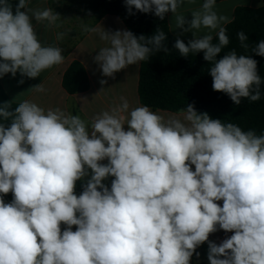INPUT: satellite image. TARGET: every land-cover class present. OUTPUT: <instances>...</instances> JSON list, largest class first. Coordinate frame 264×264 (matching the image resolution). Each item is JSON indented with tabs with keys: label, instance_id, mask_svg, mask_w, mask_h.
<instances>
[{
	"label": "clouds",
	"instance_id": "9594fccd",
	"mask_svg": "<svg viewBox=\"0 0 264 264\" xmlns=\"http://www.w3.org/2000/svg\"><path fill=\"white\" fill-rule=\"evenodd\" d=\"M184 3L125 0L129 14L135 8L163 20L171 12L176 29L193 33L187 44L177 37L174 48L184 57L204 53L213 63L214 91L236 105L242 98L260 100L255 59L235 50L217 59L229 44L222 25L231 18L214 10L216 0H204L189 21L177 14ZM28 4L18 0L13 11L10 0H0V77L19 71L36 78L64 62L61 47L42 45L32 23L34 18L54 25L60 15ZM201 28L209 32L197 37ZM84 30L109 42L94 57L105 77L153 52H169L159 29L150 37ZM237 36L247 48L244 32ZM252 51L264 56V40ZM122 100L90 126L59 108L45 112L23 101L10 111L8 103L0 104V117L11 118L0 122V264H190L205 242L210 264H264V134L212 119L192 104L181 120L165 119L147 106L129 111ZM89 169L92 175L77 195L76 183ZM110 176L109 188L103 181ZM218 230L233 234L220 244L209 241Z\"/></svg>",
	"mask_w": 264,
	"mask_h": 264
},
{
	"label": "crops",
	"instance_id": "0c3cea01",
	"mask_svg": "<svg viewBox=\"0 0 264 264\" xmlns=\"http://www.w3.org/2000/svg\"><path fill=\"white\" fill-rule=\"evenodd\" d=\"M203 2L204 0H185V3L178 9L177 14L184 15L186 20L190 21L192 18L191 12L198 10ZM262 5L263 0H222L216 2L214 10L219 15H226L233 20L235 10L238 7L258 8ZM28 7L41 10L51 8L60 15L61 18L54 25H50L46 20L36 22L34 18L32 23L42 45L61 47L64 62L41 72L40 76L36 78L23 76L19 71L15 76L8 73L0 77V82L12 101L18 104L23 101H30L43 108L45 112L49 109L59 108L65 114L79 116L89 126L94 118L103 112L108 111L111 113L114 109H119L123 103L122 98L128 101L129 111L135 107L143 106L138 95L141 62L115 73L114 78L103 76L94 57L98 54L100 48L109 46V42L101 40L98 32L84 30L85 26L100 30L104 28L108 32L128 30L117 16L102 15L100 10L91 6L89 0H29ZM168 23L175 37L187 42L194 39L192 32H182L181 29H176L175 16L171 12L168 13ZM226 25L222 26L225 27ZM216 31L211 33L213 38L216 36ZM208 32V29L201 28L195 30V35L200 37L208 34ZM61 33L64 35L61 39H58ZM73 61H79L84 65L90 80V89L84 93L69 95L63 88L62 83L64 74ZM101 80H105L106 83L101 84ZM21 81L23 82L21 83ZM38 85L43 91L35 89ZM153 112L160 114L165 119L170 117L184 119L182 112L173 113L160 110ZM122 114L127 115V113ZM124 129L126 131L128 129L126 124ZM89 132H91L90 128ZM107 162V159L101 161L104 164ZM110 178L111 176L106 179L105 185ZM82 180L85 181L83 178ZM4 200L6 203L10 202L12 194L5 197ZM217 203L222 206L223 201ZM63 227L62 225V229ZM73 231H75V226H73ZM232 234L231 232L225 233L223 230H218L209 235V241L220 244ZM196 252L199 253V257L197 258L194 254L190 264H203L204 260L206 264H210L207 258L208 242L200 245Z\"/></svg>",
	"mask_w": 264,
	"mask_h": 264
},
{
	"label": "trees",
	"instance_id": "16d2710c",
	"mask_svg": "<svg viewBox=\"0 0 264 264\" xmlns=\"http://www.w3.org/2000/svg\"><path fill=\"white\" fill-rule=\"evenodd\" d=\"M93 8L100 10L102 15H115L135 36H152L157 29L166 34L164 46L169 50L153 52L145 61H141L138 95L140 103L153 111H168L180 113L186 111L187 104H192L198 113H207L212 119H219L222 123H232L243 131H254L257 135L264 134V56L253 53L260 40H264V0L258 8L238 7L231 23L225 26L229 44L222 48L217 59L235 50L238 55H250L257 61L258 74L261 76V98L250 101L242 98L239 105L234 104L228 95L214 91L212 77L209 74L212 62L204 60V53L190 52L187 57L181 56L174 48L175 37L168 23V13L163 20L155 16L154 12L141 13L132 9L129 14L125 0H89ZM222 0H216L220 2ZM13 11L18 0H10ZM244 32L248 39L244 42L247 48L241 46L237 34ZM186 44L187 41H184ZM143 43V41L141 42ZM218 43V37L213 38ZM1 61V60H0ZM63 88L69 95L84 93L90 89V80L84 65L73 61L63 77ZM8 103L9 110H14L19 104L12 101L0 82V104ZM0 122L8 124L11 118ZM111 177L106 184L111 187ZM87 182L77 181L75 193L79 195ZM7 194L5 197L9 196Z\"/></svg>",
	"mask_w": 264,
	"mask_h": 264
},
{
	"label": "rangeland",
	"instance_id": "374dc122",
	"mask_svg": "<svg viewBox=\"0 0 264 264\" xmlns=\"http://www.w3.org/2000/svg\"><path fill=\"white\" fill-rule=\"evenodd\" d=\"M91 175H92V173H91V170L89 169L88 170V175L85 176L83 179L87 182V180L90 179ZM106 181L107 180H104L103 183H106ZM203 264H206L205 260H204Z\"/></svg>",
	"mask_w": 264,
	"mask_h": 264
}]
</instances>
